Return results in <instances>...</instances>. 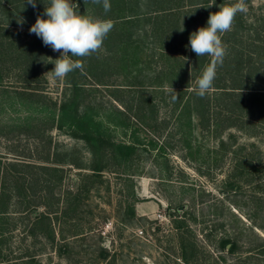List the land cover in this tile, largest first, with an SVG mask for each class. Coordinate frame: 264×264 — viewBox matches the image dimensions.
I'll use <instances>...</instances> for the list:
<instances>
[{
	"label": "rangeland",
	"instance_id": "374dc122",
	"mask_svg": "<svg viewBox=\"0 0 264 264\" xmlns=\"http://www.w3.org/2000/svg\"><path fill=\"white\" fill-rule=\"evenodd\" d=\"M0 1V35L15 41L10 57L0 59V205L3 197L7 210L0 220V264H28L32 257L34 264H264V124L256 123L255 136L235 126L216 135L212 91L202 117L198 101L180 113L189 93L178 94L174 108L166 86L154 84L167 55L191 64L186 24L192 32L206 27L210 13L236 0L210 7L213 0H171L178 21L159 13L168 0H126V15H134L113 28L116 40L130 44L126 62L112 53L116 44L109 50L103 43L94 57L81 60L83 71L63 80L48 73L60 53L29 33L38 15L47 19L50 0H37L36 8L26 0ZM88 1L72 0L81 14L103 19ZM246 5L231 30L244 50L245 40L264 39V0ZM174 23L179 28L167 44L165 30L172 32ZM93 59L100 81L85 68ZM63 102L95 111L105 132L100 149L53 121ZM149 104H155L156 120L144 127L138 121ZM188 113L189 129L180 127ZM135 128L144 141L137 153L113 156L109 140L129 143ZM45 213L51 223L36 224ZM224 238L235 242L233 251L222 247Z\"/></svg>",
	"mask_w": 264,
	"mask_h": 264
},
{
	"label": "trees",
	"instance_id": "16d2710c",
	"mask_svg": "<svg viewBox=\"0 0 264 264\" xmlns=\"http://www.w3.org/2000/svg\"><path fill=\"white\" fill-rule=\"evenodd\" d=\"M208 1L209 0H202V2ZM218 1L219 0H216V2ZM5 2L6 1H4V3ZM88 2L90 3L89 9L95 11L96 14H102L101 17L103 19H111L112 21H114V27L124 26L125 23L130 22V19H132L131 16L134 15H126V11L128 10L126 0H110V13H105L102 5L92 4L91 0ZM161 7L162 8L159 10V13L162 14L161 17L164 16L163 18H166L167 16H175L176 18H173V20H179V15H177L179 13L178 5L171 3V0H168L167 4H165L164 2V5H162ZM166 13H168L169 15H167ZM238 17L241 18L240 16ZM168 21L171 20L168 19ZM173 27L174 29H172V32H170L169 30H165L167 32H165V35L168 34V36L164 37L167 40V44L173 42V39L169 38V34L171 33V35L174 36V34L177 33V29L179 28L177 23H174L172 26H168V29H171ZM114 29L110 31L107 38L104 40V44L106 43V48L109 50H112L111 47H114V44H116L119 49H115L114 51H112V53L114 54L118 52V55L122 58V61L126 62L125 56L130 55L126 50V48L128 47L127 44L129 43H126L121 39V41H118V39L116 40L117 32L114 33ZM185 30L187 31H185V33H187L190 37V34L192 33L190 22L189 24H186ZM237 35L238 34L233 31H229L222 35V42H224V40H227L228 42H230V45L229 48L226 49V56L223 65L218 67L217 77L214 81V86L211 89L212 95L210 94V102L212 101V97L215 101L216 107L213 109V112L210 113V129H213V131H215V134L219 135L220 131H224L229 127L235 126L238 129H246L251 135L255 136L258 133L256 131V123L264 124L262 122L264 121V39H260L258 38V36L257 38H249L245 40L247 41L248 49L245 48L246 50H244V48L242 49L243 40L239 41V36L237 37ZM231 36H233L234 40L237 41L233 42L230 39ZM5 38L6 37H4V35H0V59L4 58L7 55L8 57H10V51L14 50L15 48L14 39L8 38L7 40H5ZM163 47H166L165 44L163 45ZM138 48L139 45L134 47L132 53H137ZM247 50L249 52H246ZM94 55L95 54L90 56L89 59H91V57H94ZM189 55L192 57L191 64L187 61H177V63H175L174 61L171 62L170 56L167 55V58L165 59V61H167L164 66V70L162 71V76L159 75L161 79L158 80V83L154 81V84L159 86H172L177 93L176 95L181 94V99L183 98L184 94L189 93L187 98L185 99L184 106H182V108H184H181L182 111H180V113L186 112V110L190 111V108L188 107L192 106L191 103L198 101V105L200 107L199 112L202 117H205L204 98L206 96L203 98L197 96L195 88L197 78L201 75L202 70L210 60L208 59V56L197 57L196 54L191 51V49ZM244 55L248 56V59L252 60V62L250 60L246 61ZM24 57L25 59H28L27 55H24ZM75 58L80 60L84 59L79 57ZM95 60L96 59L90 60L88 66H86L85 68L86 71L89 72V74H91L95 78H98L100 81L99 65L98 61ZM25 68L27 69V67ZM126 69H128V67ZM90 70H92V72H90ZM2 78L3 75L0 70V83L2 82ZM192 81H195L194 86H192ZM191 86L193 88L189 92V87ZM172 103L174 104V108H176L178 104H180V101L176 99L172 100ZM74 104V102L61 103L58 107V110H56L52 115L53 121L60 127L67 125L69 128H71L74 134L86 139L92 145V147L96 146L100 149L103 144V137L105 134L104 129L102 128L103 122L97 118L95 111H92L88 106L85 107L83 112H80L78 110V105L75 106V110H72V106ZM149 106L151 107L150 111L148 113L142 112V115H140L139 117L140 121H138V123L140 125L141 121L143 125H147L150 123V121L156 120L155 104H149ZM194 107L196 109L197 104H195ZM189 114L190 113L186 115V118L182 115L184 121L181 120L180 127H183L182 125H186V127L188 126L187 128L189 129V123L191 120ZM146 125L144 127H147ZM136 130L137 129L135 128L132 133L131 142L129 143H114L113 141L111 142L109 140V143L111 144V146H113V156H117L121 159H127L137 153L139 145L144 144V141L139 137ZM189 133L190 130L188 131V134ZM230 135L232 136V134ZM150 145L151 147L156 148L158 146V142L150 140ZM158 149L161 152L166 153L164 146H159ZM96 167V169L100 170V167L98 168V165ZM4 202L5 200L2 197L0 205V220L4 217V215H6L7 212V210H5ZM133 211L132 214H134ZM46 219H48V222L51 223L52 219L50 218V215L45 213L43 214L42 219L38 220L36 224H41L42 222H45ZM50 229L53 234L54 230L51 228V226ZM221 241V245L223 248L232 251L235 249V242H233L232 240L224 238ZM228 244H230V247L227 248ZM259 248L261 254L264 255V241L259 244ZM27 262L28 264H34L36 260L32 257Z\"/></svg>",
	"mask_w": 264,
	"mask_h": 264
},
{
	"label": "clouds",
	"instance_id": "9594fccd",
	"mask_svg": "<svg viewBox=\"0 0 264 264\" xmlns=\"http://www.w3.org/2000/svg\"><path fill=\"white\" fill-rule=\"evenodd\" d=\"M33 8L37 0H26ZM92 4L102 5L105 13L111 10L110 0H91ZM215 3L209 5L212 6ZM45 4V3H44ZM78 4L72 0H50L45 4L44 15H38L36 22L29 28L30 34H35L44 46L51 47L54 52H59V58L54 60V69L50 73L54 80H63L74 70L84 69L80 59L73 57H90L100 52L104 40L114 27L111 19L94 18L77 11ZM246 0H236L235 3L219 7V11L210 13L206 27H200L192 32L189 45L197 57H210L196 80V95L203 98L213 88L217 77L218 67L223 65L226 56V46L222 43V35L231 31L235 17L246 13ZM23 23V21H21ZM183 31V30H180ZM166 91L172 100L178 99L172 86Z\"/></svg>",
	"mask_w": 264,
	"mask_h": 264
},
{
	"label": "built area",
	"instance_id": "2783aa9c",
	"mask_svg": "<svg viewBox=\"0 0 264 264\" xmlns=\"http://www.w3.org/2000/svg\"><path fill=\"white\" fill-rule=\"evenodd\" d=\"M143 231L141 230L140 233H142Z\"/></svg>",
	"mask_w": 264,
	"mask_h": 264
}]
</instances>
